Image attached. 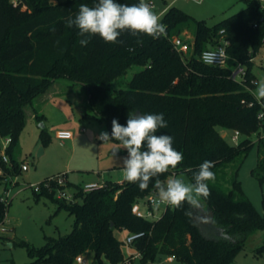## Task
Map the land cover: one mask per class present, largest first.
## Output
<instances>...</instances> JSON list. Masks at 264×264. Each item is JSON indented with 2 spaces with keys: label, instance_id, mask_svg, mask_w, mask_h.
Returning <instances> with one entry per match:
<instances>
[{
  "label": "trees",
  "instance_id": "16d2710c",
  "mask_svg": "<svg viewBox=\"0 0 264 264\" xmlns=\"http://www.w3.org/2000/svg\"><path fill=\"white\" fill-rule=\"evenodd\" d=\"M241 1L245 3L241 10L212 25L172 5L160 19L167 26L166 36L153 39L125 32L116 44L94 36L82 47L78 30L66 27V20L75 17L81 4L93 7L97 0H0V138L12 137L6 150L11 165L2 163L0 179L21 170L14 151L27 123V108L59 78L86 87L93 112L83 117L104 121L110 134L112 120L126 125L129 112L164 115L168 127L157 134L173 137V147L183 153V161L160 175L161 181L184 171L194 183L199 165L205 160L214 162L215 180L208 182L211 194L202 198L199 207L187 203L180 208L167 206L154 220L136 216L133 205L154 189L155 179L144 191L123 180L81 191L74 201L58 198L75 216L73 228L59 238L48 236L40 247L23 242L33 258L30 264H74L77 256L89 251L98 264H125L128 256L116 233L120 230L145 232L132 244L142 261L167 254L183 264H231L248 239L264 231V213L238 180L239 164L231 178L227 179L226 172L248 154L253 145L250 136L259 132L260 156L252 173L264 183V125L258 118L262 104L252 94L256 83L251 72L264 46V0ZM119 2L131 5L139 0ZM183 31L193 41V54L187 59L171 41ZM222 38L229 41L228 65L203 63L201 52ZM237 61L246 67L242 78L231 76ZM133 66L140 69L124 86L113 88V80ZM219 127L239 130L245 138L233 145ZM41 138L47 140L45 134ZM47 182L48 178L41 182L40 191H34L54 198L57 183L51 182L49 189ZM6 209L7 199L0 198V221ZM263 253L264 241L255 249L256 255Z\"/></svg>",
  "mask_w": 264,
  "mask_h": 264
},
{
  "label": "rangeland",
  "instance_id": "374dc122",
  "mask_svg": "<svg viewBox=\"0 0 264 264\" xmlns=\"http://www.w3.org/2000/svg\"><path fill=\"white\" fill-rule=\"evenodd\" d=\"M12 1L17 3V0ZM153 2L155 4L153 10L160 19L170 6L175 5L211 25L245 6L241 0H153ZM181 34L191 37L185 31ZM235 66L232 64V67ZM139 69V66L129 68L125 75L113 80L111 86L115 89L124 86ZM251 72L255 77L256 85L264 81V46L257 53ZM54 87L56 89L53 88L49 90L50 92L47 89L38 95L39 97L37 96L38 117L29 119L18 137L14 156L17 157L20 165L22 163L27 165V170L19 169L16 175H11L5 180L0 179V198L7 199L5 218L0 221V264H30L33 258L23 242L40 247L46 243L48 236L59 238L73 228L75 216L57 200L69 199L60 197L57 191L54 198L38 194L34 191L35 186L53 175L57 178L58 174H62L65 183L63 187L67 195L73 197L77 193L80 194L83 191L82 187L87 183H121L124 180L122 160L127 155L126 150H116L119 142L103 143L97 139L102 131L110 134L104 121L90 116L83 117L85 112H93L92 108L86 105L88 95L86 87L65 78L57 79V85ZM60 128H69L67 130L74 133L73 143L62 142L56 138V131ZM219 131L229 143L237 144L232 139L233 130L219 127ZM42 134L47 137L45 142L41 138ZM259 136V132L250 136L253 145L248 154L235 161L226 172L227 179L231 178L236 165L239 164L237 177L244 192L255 207L264 213V183L261 184L252 173L260 156ZM244 138L245 136L240 134L238 142ZM41 148H43L42 153H40ZM170 177L183 179L185 183H193L184 171L172 173L168 178ZM77 201H82L81 196L77 197ZM202 201L201 198L200 205ZM141 207L145 209L144 201ZM166 208V204L156 206L153 219L161 216ZM116 233L122 242L121 247L125 257L136 255L138 253L136 248L126 242L129 232L120 230ZM263 241L264 231H256L231 264H264V253L255 254V249ZM91 252L83 254V257L87 258L90 264H98ZM106 264L111 263L106 261ZM133 264L183 263L172 255L160 254L154 260L146 261H142L139 256Z\"/></svg>",
  "mask_w": 264,
  "mask_h": 264
},
{
  "label": "clouds",
  "instance_id": "9594fccd",
  "mask_svg": "<svg viewBox=\"0 0 264 264\" xmlns=\"http://www.w3.org/2000/svg\"><path fill=\"white\" fill-rule=\"evenodd\" d=\"M66 27L78 30L82 47L87 46L94 36H99L105 43L116 44L125 32L153 39L167 34V26L161 23L159 15L146 0L131 5L119 0H97L93 7L81 4L75 17L67 18ZM222 56V52L205 51L202 59L211 65ZM252 94L258 103L264 104V81L257 83ZM111 124V134L102 131L97 139L103 143L118 141L116 150H126L127 155L122 160L125 181L138 184L144 191L155 179L157 197L153 200L154 206L166 204L180 208L187 203L199 207L201 198L210 196L208 182L215 180V173L211 170L213 161L205 160L199 165L193 175L194 183L173 177L166 182L159 179L160 175L175 169L183 161V153L173 147V137L157 134L160 129L168 127L162 113L129 112L126 125H121L117 119H113Z\"/></svg>",
  "mask_w": 264,
  "mask_h": 264
},
{
  "label": "built area",
  "instance_id": "2783aa9c",
  "mask_svg": "<svg viewBox=\"0 0 264 264\" xmlns=\"http://www.w3.org/2000/svg\"><path fill=\"white\" fill-rule=\"evenodd\" d=\"M197 1H202V0H197ZM146 2L149 3L153 8H155V4H154L153 0H146ZM221 33L222 34L224 33V29L221 30ZM171 41H172L174 49L177 52L180 53V55L182 56L183 59H187V58L191 57V55L193 54V41H192L191 37H187L186 34L185 35L178 34V35L173 36L171 38ZM228 44H229L228 39L222 38L220 43H218L216 46L204 49L201 52V54L199 55V59L203 62L202 54L205 51H216L218 53L222 52L223 56L220 57V59L217 62H214L211 65H216V66H226V65H228V61H229V55L227 53ZM235 65L236 66L232 68L231 76L234 77V78H242L243 76H245V74H246L245 65L243 63H241V62H238V61L236 62ZM254 82L256 83V80H254ZM252 104H253V102L249 103V105H252ZM258 118H259L261 124L264 125V104H262V108L260 109V111L258 113ZM240 134L241 133H240L239 130H235L234 131V135L232 136V139L235 142H237V143L239 141ZM55 136H56L57 139H59V140H61L63 142L65 140L72 139L74 137V133L72 131H70V130H67V129H61V130L56 131ZM11 141H12V137H10V136H6V137H1L0 138V174H4V169H3L2 163H5L7 165H11L10 156L6 152L7 147L9 146ZM21 170H27V165L22 163L21 164ZM55 177L56 176H54V175L49 177L48 178V182L46 183V186L49 189H51V182L52 181H57V188H56L57 194L60 197L68 198L69 201H74L75 200V195L73 197L68 196L66 190L64 188L60 187V185H65L64 180L62 178L64 176L62 174H58L57 178H55ZM102 185H103V183L91 182V183L85 184L82 188H83V191L86 192V191H90V190H92L94 188H98V187H100ZM40 189H41L40 184L34 187L35 191H40ZM156 197H157V190L154 188L146 196L137 199L135 201L134 205H133V212L135 213V215L138 216V217H141V218L154 220L153 217L155 215L154 210H155L156 206H154L153 200ZM142 201H144V203L146 205L145 209H143L141 207ZM144 235H145L144 231L129 232V234L126 237V242H128L129 244H133V242L135 240L143 237ZM139 256L141 257V253L140 252H138L136 255L128 256L125 259V264H133V261ZM76 262L78 264H90L83 257V255L77 256L76 257Z\"/></svg>",
  "mask_w": 264,
  "mask_h": 264
},
{
  "label": "crops",
  "instance_id": "0c3cea01",
  "mask_svg": "<svg viewBox=\"0 0 264 264\" xmlns=\"http://www.w3.org/2000/svg\"><path fill=\"white\" fill-rule=\"evenodd\" d=\"M59 1H64V0H54V2H59ZM57 85V80H55L54 81V83L48 88V91L49 90H51V89H56L54 86H56ZM50 92V91H49ZM39 97V96H38ZM38 97H36V98H38ZM35 98V99H36ZM36 102H37V99H36V101H33V104L32 105H30L28 108H27V121L29 120V119H31V118H35V117H37L36 115H38L37 114V107H36ZM86 105H88V106H90V101H89V97H88V95H87V97H86ZM36 109V110H35ZM61 129H69V128H60V129H58V130H61ZM57 130V131H58ZM224 136V135H223ZM74 140H75V137H73L72 139H68V140H65V141H63V142H70V143H73L74 142ZM91 252V251H90ZM92 253V252H91ZM93 255H94V253H92ZM86 260H87V258H85ZM88 261V260H87Z\"/></svg>",
  "mask_w": 264,
  "mask_h": 264
},
{
  "label": "water",
  "instance_id": "95a60500",
  "mask_svg": "<svg viewBox=\"0 0 264 264\" xmlns=\"http://www.w3.org/2000/svg\"><path fill=\"white\" fill-rule=\"evenodd\" d=\"M136 112L144 114V113L141 112L140 110H137ZM42 126H43V124H42ZM115 151H116V150H115ZM42 152H43V148L40 149V153H42ZM113 226H114V224L112 223V227H113Z\"/></svg>",
  "mask_w": 264,
  "mask_h": 264
}]
</instances>
